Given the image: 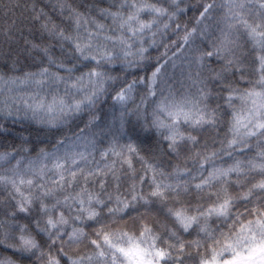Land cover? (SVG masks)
I'll list each match as a JSON object with an SVG mask.
<instances>
[{
	"label": "clouds",
	"instance_id": "9594fccd",
	"mask_svg": "<svg viewBox=\"0 0 264 264\" xmlns=\"http://www.w3.org/2000/svg\"><path fill=\"white\" fill-rule=\"evenodd\" d=\"M35 2L28 35L0 24V264H243L264 0H46L59 23Z\"/></svg>",
	"mask_w": 264,
	"mask_h": 264
},
{
	"label": "trees",
	"instance_id": "16d2710c",
	"mask_svg": "<svg viewBox=\"0 0 264 264\" xmlns=\"http://www.w3.org/2000/svg\"><path fill=\"white\" fill-rule=\"evenodd\" d=\"M91 2L92 0H70L71 6L78 8L80 11H85ZM6 5L7 0H0V6H2L0 7V24L11 23L12 19H16L21 24V31L17 33V36L28 35V31L32 28V25L27 23L30 17L26 16L24 9L29 6V0H18V3L12 8L11 12H9ZM35 7L37 9L43 8L58 23L62 21V18L56 14L46 0H36Z\"/></svg>",
	"mask_w": 264,
	"mask_h": 264
},
{
	"label": "snow or ice",
	"instance_id": "6c2138e0",
	"mask_svg": "<svg viewBox=\"0 0 264 264\" xmlns=\"http://www.w3.org/2000/svg\"><path fill=\"white\" fill-rule=\"evenodd\" d=\"M131 251L143 259L144 252L142 249H133ZM159 255H163V253H159ZM243 264H264V245L253 247L249 251L248 256L245 258Z\"/></svg>",
	"mask_w": 264,
	"mask_h": 264
}]
</instances>
